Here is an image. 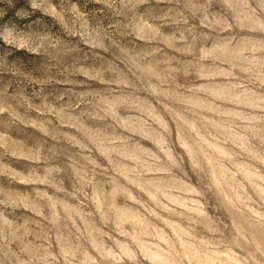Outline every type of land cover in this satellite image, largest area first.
<instances>
[{"label":"clouds","instance_id":"1","mask_svg":"<svg viewBox=\"0 0 264 264\" xmlns=\"http://www.w3.org/2000/svg\"><path fill=\"white\" fill-rule=\"evenodd\" d=\"M27 4L0 27V264H264V0ZM80 81L96 87L33 99ZM18 126L37 139L14 143Z\"/></svg>","mask_w":264,"mask_h":264},{"label":"rangeland","instance_id":"2","mask_svg":"<svg viewBox=\"0 0 264 264\" xmlns=\"http://www.w3.org/2000/svg\"><path fill=\"white\" fill-rule=\"evenodd\" d=\"M54 2L57 4V6H60L61 0H54ZM85 0H81V4L83 5ZM103 7L102 5H89L88 10L98 9ZM164 11V6H157L150 10L152 15H160ZM29 12L27 0H0V27H2L5 23V20H7V24L9 27L13 26L14 22L17 21L18 16H22L24 13ZM36 15H40L39 13H36ZM35 19V17H33ZM43 20L46 22L43 27L45 30H52V22L49 20V18L44 17ZM25 23V22H21ZM178 26H172L171 28H165V31L171 32L175 31ZM87 51V50H85ZM19 55L23 56V61L26 67V71H30L33 73H40V78L44 77V74L46 73L47 66H50L49 62H45L44 64H40L37 62V58L28 56L26 54L20 53ZM66 59L71 60L74 62L77 66L80 64H84L89 67L94 68H107L108 66V58L106 56L100 55V56H91L90 58H85L83 55L79 54H73L70 57H67ZM55 63V62H51ZM84 75H89L87 71L84 72ZM70 78V77H68ZM7 81L0 80V87L3 86L4 83ZM27 82H23L20 84L21 87L25 86ZM78 86L76 83L72 85L67 86H58V85H52V86H41L39 89H36V86L33 85V99L35 100L37 98L36 94L38 92L39 98L43 100L45 98V95H50L51 97L59 96L61 93L70 92L71 90L75 89L77 91L79 90H85L89 88H95L96 85L93 82L90 81H80ZM14 87L16 85L14 84ZM57 103H60L59 101H55ZM15 106V105H14ZM37 111H42L43 107L40 105L35 106ZM51 109H49L50 111ZM22 115L24 113H21ZM31 118L32 124L41 123L42 121L48 119L46 115L44 116H37L33 112H28L27 114ZM41 127L43 128V131H48L46 127L41 124ZM12 125L9 119H3L0 121V130L3 129H9L11 130ZM15 134L12 135L11 139L13 142L19 141L20 137L25 138L28 141H34L37 139L36 134L32 133V129H24L22 126H18L15 130ZM25 143L27 141H24ZM23 155V153H21ZM13 167L15 168H23L27 167V165L23 161H10ZM24 183L27 185H31L35 187L36 191L33 192L31 190V186H19L22 190H26L23 195L28 198L35 197L36 199L43 200L51 195V191L45 188L44 182L42 181H35L31 179H24ZM25 207H28V204H25ZM31 219L39 220L40 216L34 215L31 217ZM112 236V233H108L103 240L101 241L103 244L108 245L111 247L112 240L109 239V237ZM116 239H119L118 237ZM162 239V238H161ZM145 243H153L150 240H146ZM163 247L164 245H160ZM111 255L115 257V261H120L122 258L120 257L118 251L116 248H112ZM115 264V262H114ZM152 264H165L163 257H160L158 254H154L152 256Z\"/></svg>","mask_w":264,"mask_h":264}]
</instances>
